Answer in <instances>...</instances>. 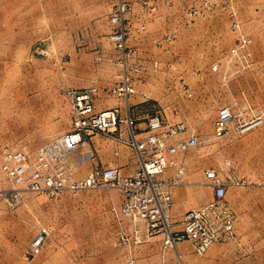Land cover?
I'll return each instance as SVG.
<instances>
[{"label":"rangeland","instance_id":"rangeland-1","mask_svg":"<svg viewBox=\"0 0 264 264\" xmlns=\"http://www.w3.org/2000/svg\"><path fill=\"white\" fill-rule=\"evenodd\" d=\"M126 1L130 7L125 21L130 30L127 54L109 40V34L114 31L110 19L118 0H23V6L13 7L12 11L0 0V43H9L10 39L4 34H23L20 38L12 35L10 50H0V163L6 148L33 154L40 147L37 144H48L56 139L50 141L55 134L72 129V107L64 94L65 89H97L96 101L102 97L126 100L129 107L140 100L151 107L153 115L159 114L170 123H185L188 131L179 138L194 134L200 140V145L188 152L189 155L200 157L205 175L209 169L218 172L227 183V190H262L264 162H254L251 170L250 162L246 164L242 154L240 161H233V157H229L227 140L240 138L217 139L214 122L222 107L240 105L245 100L237 95L247 88L254 94L253 99H248L250 103L264 107L259 76L254 71L250 73L251 70L236 73L238 66L225 60L232 47L229 34H234L230 14L234 12L239 20H246L251 11L259 12L264 0H235L232 6L211 0L219 6L209 8L202 4L203 0H173L175 5L170 0H150L154 11H150L143 0ZM239 2L241 7H238ZM243 3L250 7H244ZM201 10L206 11L205 16H199ZM212 17L214 31L207 28L210 23L198 26ZM143 23L146 29L141 31ZM202 28L207 29L200 30ZM202 32H206L204 38ZM216 32L221 35L219 47L214 45L218 38ZM151 62L154 67L150 66ZM216 63L222 64V72L212 70ZM169 64L178 65V68L171 70ZM126 73L136 81L137 93L128 99L113 97L110 89L122 82ZM227 74L239 81L225 82L223 76ZM245 77L247 82L243 83ZM184 85L190 92L183 90ZM59 94L65 100L58 99ZM43 95L45 108L34 99ZM44 124L52 130H38ZM120 130L129 137L125 125ZM108 138L130 149L138 159L131 147L113 137ZM179 156L181 154L175 158ZM84 177L79 172L75 174L77 180ZM207 180L208 187L212 188L211 180ZM0 182L9 187L1 170ZM24 196L18 208L9 207L0 199V254L7 242H12L13 250L18 246L17 251L21 252L16 257L14 250L13 257L0 258V264H24L25 255L29 263L39 256L54 264H127L131 257L139 261L137 264H144L140 255L156 261L167 253L160 234L150 236L148 241L137 246L118 244L119 234L131 233L136 227L141 229L144 238L147 237L141 222L122 214L124 197L117 189L89 190L78 196L66 191L54 199L43 195ZM226 203L229 206L227 199ZM235 213L237 238L218 244L231 247L236 258L234 264H245L244 258L248 257L250 249L244 237L248 228H245L242 214ZM253 213L258 215L259 211ZM10 222L19 232L17 239L3 233ZM43 230L50 231L51 236L44 250L30 257L31 244ZM252 234L264 235V226L255 227ZM26 241L25 247H19Z\"/></svg>","mask_w":264,"mask_h":264},{"label":"built area","instance_id":"built-area-1","mask_svg":"<svg viewBox=\"0 0 264 264\" xmlns=\"http://www.w3.org/2000/svg\"><path fill=\"white\" fill-rule=\"evenodd\" d=\"M143 4L148 6L150 11H154L150 0H143ZM202 4L207 8L219 6L211 0H203ZM129 10L126 0H118L110 19L114 31L109 34V40L125 54L129 49L130 30L125 24ZM199 13V16H205L206 11L201 10ZM230 17L236 42L227 52L225 60L233 66H238L234 71L236 73L250 71L255 66L251 52L252 40L244 34L237 15L232 12ZM145 29L146 25L141 24L140 30ZM212 70L222 72V64H215ZM228 78V74L223 76L225 82ZM183 90L190 92L186 85ZM109 93L116 98L128 99L137 93L136 81L126 73L122 82L111 88ZM64 94L72 107L73 126L70 131L40 146L33 154L16 148H6L1 154L0 170L9 187H4L3 182H0V199L9 207L21 206L25 194L43 195L54 199L66 191L72 196H78L89 190L117 189L124 197L122 214L141 222L147 237L144 238L141 229L136 227L131 233L119 234L118 244L122 247H130L132 244L137 246L148 241L150 236L160 234L165 252L172 251L175 254L174 259L168 260L165 253L160 261L152 264H187L177 251L181 243H191L194 254L203 257L213 245L237 238V217L226 203L227 183L215 170L206 172L207 178L212 182L214 198L198 208L189 210L180 223L181 229H174L167 214L173 206L169 188L179 185L185 175L181 162L175 157L187 154L200 145L199 138L194 134L179 138L188 131L185 123H170L161 115L155 114L148 120L147 136L138 139L136 121L130 115L123 118L119 107L96 110L97 89L68 88L64 90ZM122 125L127 127L129 137L120 130ZM262 127L264 110L245 99L240 105H228L219 110L214 122V133L217 139L243 138ZM95 133L113 137L135 151L140 166L134 175L124 174L119 167L101 166L83 179L75 178L76 173L71 168L69 159ZM170 168L176 169V175L174 179L166 180L164 175ZM234 183L239 184L235 181ZM50 236L51 232L48 230L40 232L31 244L29 256L39 255ZM127 264H136L135 257L129 258Z\"/></svg>","mask_w":264,"mask_h":264},{"label":"crops","instance_id":"crops-1","mask_svg":"<svg viewBox=\"0 0 264 264\" xmlns=\"http://www.w3.org/2000/svg\"><path fill=\"white\" fill-rule=\"evenodd\" d=\"M170 1H172V3L175 5V2L173 0ZM212 1L219 3H221L220 1H222L228 3L229 6H232L235 3V0H212ZM244 3H243L244 7H250L249 4L246 5ZM4 4L6 7L10 8V11H12L11 8L13 7L19 6L21 8L23 6V0H4ZM241 5H242L241 2H239L238 7H241ZM259 8H260L259 12L251 11V14L249 15L248 19L246 20L241 19L240 23L244 34L249 36L252 40L251 52L255 66L254 69L250 71V73L254 71V73H256L259 76L258 84H260L261 92L264 95V5L263 3L260 4ZM19 12H21V9ZM224 15L226 16L227 19H229L228 14L224 13ZM214 22L215 21H213V17H212L210 20L202 21L201 23L198 24V26H205L204 24L210 23L207 28H212V30L214 31L216 27L215 25H213ZM11 23L12 22L10 20V25ZM207 28H202L200 30L206 31ZM203 33L206 32H202V36L205 35ZM216 34L218 38L216 43H214V45L216 47L217 46L219 47L221 43V35L217 32ZM12 35H15L14 37L20 38V36H22L23 34H4V36H7V40L9 39L10 40L9 43H7L6 41L0 43V50L4 51L11 49ZM229 36L232 37L231 46L233 47V45L235 44L234 39H236V34L231 33L229 34ZM19 38L16 39L17 42L19 41ZM6 64L7 63H4V65ZM150 66L154 67L152 62L150 63ZM158 66L160 67V65L157 64V67ZM177 66L174 64L168 65L169 69L171 70L177 69L178 68ZM231 79L232 78H228V81L230 82ZM237 79L238 78L236 79L234 78V80L232 79L231 83H237L239 81V79L238 80ZM246 82H247V78L244 80L243 83ZM215 92L217 94L219 93V86L218 89L215 90ZM241 92L242 93H240L239 96L237 95L239 99L251 100L254 98L252 89L247 88ZM142 93L145 92L142 91ZM57 98L60 100H65V97H62L60 94L57 96ZM34 99L36 100L35 102L37 104L43 106L44 108L46 107L45 106L46 103L42 102V100L45 99L44 95ZM144 104H145L144 101L139 100L134 104H130V106L128 107V102L126 100L123 101L119 99L118 100L104 99L102 97V99L100 98L96 101V110L103 111L106 109L119 107L121 109L123 118L130 115L136 121L135 130L138 134L137 135L138 139H144L147 136L148 120L151 116H153V112H152L153 110L151 109V107L149 105H144ZM252 104L255 105L254 103ZM262 104L264 106V101H262ZM261 108L264 110V107ZM167 111L168 110H166V112ZM45 124L42 127L38 128V130L39 129L52 130L51 126ZM123 128L124 127H122V129ZM70 130L65 129L64 131L55 134L53 137H51L50 141L63 135L64 133H67ZM227 141L229 142V157L231 158L233 157V161L236 160L240 161L241 160L240 155L242 154V157H244V161H246V164L250 162L249 168L251 170L253 168L252 164L254 162H257L258 160H260V162H264V127L248 134L243 138H240L239 140L229 139ZM44 144H46V142L37 144V146L39 147ZM237 151L239 152V154L237 153ZM178 160L181 162L185 170V175L182 178L179 185L171 186L169 188V192L172 196V201H173V206L169 212V217L171 222L173 223L174 229L182 228L180 223L184 215L189 210L198 208L214 198V190L213 188L208 187L207 185L208 180L205 175V169H204L205 167H203V163L200 157L189 155L188 153L184 155L181 154V156L178 157ZM69 163L71 165V168L76 173L79 172L80 176H85V177L89 175L97 167H101V166L119 167L121 168L122 172L126 175H134L140 166L139 160L136 158V156L133 154V152L130 149L116 144L110 138L99 133H95L90 138H88V141L71 155L69 159ZM175 175H176V169L170 168L165 173L164 179L166 180L174 179ZM245 175H248L249 177H253V174L251 173H245ZM226 199L229 206L234 211V213L235 211H238V213L242 214L245 228H248L247 231L245 232L244 237H245V242L248 243L247 245L249 246L250 249L247 252L248 257L244 258V263L264 264V235L258 236L252 234V230H254L255 227L264 226V187L262 190H227ZM255 211H259V214L258 215L254 214L253 212ZM3 233H6V235L12 239L19 237L18 236L19 232L12 226L11 222L9 224V227L6 228L3 231ZM160 237L162 239V236ZM5 244L6 245L3 246L2 248L3 254H0V258L5 259V258L13 257L12 255L13 251L14 250L17 251L18 246H15V249L13 250L12 242H7ZM26 245H27V241L24 244L20 243L19 247L22 246L25 247ZM230 248H231L230 246L225 244H215L208 250L207 254L202 258L194 254L192 244L188 246H181L179 244L177 247V251L179 255L183 258V260L189 263L234 264L236 259L235 253L232 252ZM185 250H189V252ZM17 254L19 256L21 252L17 251V253L15 254L16 257ZM25 254H27V252ZM140 256H142L141 261L144 262V264L156 263L162 259L160 258L159 260L151 261L150 258H148L149 256L146 258H144L143 255ZM37 257L36 258L39 260L33 258L30 259L31 260L30 263L28 261L29 258L26 255L24 258L22 257L21 258L22 260L24 259L23 260L24 264H54L52 263V261L45 262L43 261L45 259H41L39 258V256ZM73 258H75V256H73ZM166 258L168 260H172L175 258V254H173V252L171 251L167 252ZM230 259H231V263H230ZM137 263H139V261L136 259V264Z\"/></svg>","mask_w":264,"mask_h":264}]
</instances>
